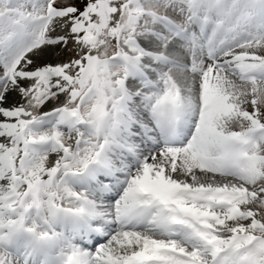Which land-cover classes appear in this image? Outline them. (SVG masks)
Wrapping results in <instances>:
<instances>
[{
    "label": "snow or ice",
    "instance_id": "6c2138e0",
    "mask_svg": "<svg viewBox=\"0 0 264 264\" xmlns=\"http://www.w3.org/2000/svg\"><path fill=\"white\" fill-rule=\"evenodd\" d=\"M0 264H264V0H0Z\"/></svg>",
    "mask_w": 264,
    "mask_h": 264
}]
</instances>
